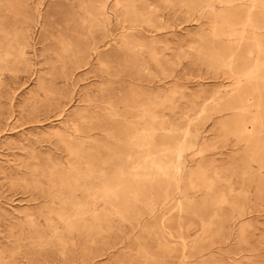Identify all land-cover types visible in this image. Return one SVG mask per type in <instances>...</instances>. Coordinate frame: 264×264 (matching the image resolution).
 Returning a JSON list of instances; mask_svg holds the SVG:
<instances>
[{
  "label": "rangeland",
  "instance_id": "1",
  "mask_svg": "<svg viewBox=\"0 0 264 264\" xmlns=\"http://www.w3.org/2000/svg\"><path fill=\"white\" fill-rule=\"evenodd\" d=\"M0 264H264V0H0Z\"/></svg>",
  "mask_w": 264,
  "mask_h": 264
},
{
  "label": "bare ground",
  "instance_id": "2",
  "mask_svg": "<svg viewBox=\"0 0 264 264\" xmlns=\"http://www.w3.org/2000/svg\"><path fill=\"white\" fill-rule=\"evenodd\" d=\"M250 18V17H249ZM241 76V75H240Z\"/></svg>",
  "mask_w": 264,
  "mask_h": 264
}]
</instances>
